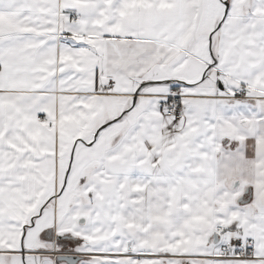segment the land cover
<instances>
[{"label": "snow or ice", "instance_id": "snow-or-ice-1", "mask_svg": "<svg viewBox=\"0 0 264 264\" xmlns=\"http://www.w3.org/2000/svg\"><path fill=\"white\" fill-rule=\"evenodd\" d=\"M0 264H264V0H0Z\"/></svg>", "mask_w": 264, "mask_h": 264}]
</instances>
